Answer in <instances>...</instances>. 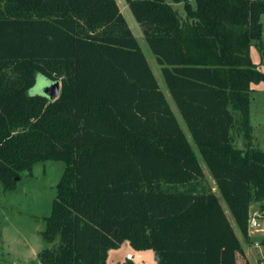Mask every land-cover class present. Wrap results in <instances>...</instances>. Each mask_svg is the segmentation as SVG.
Returning a JSON list of instances; mask_svg holds the SVG:
<instances>
[{"label":"trees","instance_id":"1","mask_svg":"<svg viewBox=\"0 0 264 264\" xmlns=\"http://www.w3.org/2000/svg\"><path fill=\"white\" fill-rule=\"evenodd\" d=\"M126 1L195 146L116 0H0V183L66 164L42 264H107L125 242L156 264H238L201 159L249 241L252 205L264 214L251 122L264 0ZM39 75L61 83L57 100L31 94Z\"/></svg>","mask_w":264,"mask_h":264},{"label":"rangeland","instance_id":"2","mask_svg":"<svg viewBox=\"0 0 264 264\" xmlns=\"http://www.w3.org/2000/svg\"><path fill=\"white\" fill-rule=\"evenodd\" d=\"M126 18L131 30L139 41L149 64L151 65L160 87L166 95L178 121L186 133L190 143L194 145L192 134L182 117L167 85L165 83L161 66L152 53L140 24L135 19L126 0H116ZM185 19L186 13L183 5L176 7ZM264 25V17L262 20ZM252 59L258 68L264 72V60L257 46L252 48ZM51 81L39 75L35 87L31 90L32 95H44ZM256 91L252 94L251 122L254 128V146L264 151V83L254 85ZM242 144V140H239ZM239 144V145H240ZM195 146V145H194ZM202 167L206 174V180L214 192L219 196L221 204L233 225L235 231L240 234L234 216L227 202L217 189L216 183L201 159ZM66 164L63 161L48 160L37 163L33 172H25L17 188L6 192L0 183V264H42L40 253L53 246L44 242L42 232L46 230V219L51 215L52 205L57 195V185L61 180ZM251 211L254 216L261 215L260 203H254ZM262 227L256 230L257 235L264 229V219H261ZM257 239H261L258 236ZM260 249V250H259ZM264 257V242L257 249ZM127 253L135 257L137 264H156L153 251H137L129 242L123 243L118 249L110 251L107 264H124Z\"/></svg>","mask_w":264,"mask_h":264},{"label":"crops","instance_id":"3","mask_svg":"<svg viewBox=\"0 0 264 264\" xmlns=\"http://www.w3.org/2000/svg\"><path fill=\"white\" fill-rule=\"evenodd\" d=\"M263 17H264V15H263ZM263 17H262V20H263ZM263 27H264V25H263ZM251 52H252V50H251ZM251 57H252V53H251ZM252 60L255 63L254 59H252ZM255 65H257V64L255 63ZM253 90L256 91L254 89V87H253ZM254 215L255 214H253L251 211V217H257ZM260 216H262L261 219H264V214L261 213ZM258 234H260V235H257L256 229H251L250 230V239H249V241H245L242 233L241 232H240V234L237 233V235H238V237L242 243L243 250H244V254L238 255V257H237L238 264H246L247 262H249L250 264H264V257L262 256V253L257 252V249L259 247H261V245L264 242V240H260V239L258 240L257 237L261 236V239H264V229ZM256 244H259L260 246L256 247ZM129 254H131V253H127L126 258ZM109 256H110V252H109ZM134 260H135V257L133 256L132 261H134Z\"/></svg>","mask_w":264,"mask_h":264},{"label":"water","instance_id":"4","mask_svg":"<svg viewBox=\"0 0 264 264\" xmlns=\"http://www.w3.org/2000/svg\"><path fill=\"white\" fill-rule=\"evenodd\" d=\"M61 93V83L55 82L52 83L47 89H46V96L50 98L51 101H55L59 98Z\"/></svg>","mask_w":264,"mask_h":264},{"label":"built area","instance_id":"5","mask_svg":"<svg viewBox=\"0 0 264 264\" xmlns=\"http://www.w3.org/2000/svg\"><path fill=\"white\" fill-rule=\"evenodd\" d=\"M261 217L262 216H257V217H251V220H250V230L251 229H260L262 227V224H261ZM260 245L259 244H256V247H259ZM127 259L128 260H132L133 259V256L131 254H129L127 256Z\"/></svg>","mask_w":264,"mask_h":264}]
</instances>
